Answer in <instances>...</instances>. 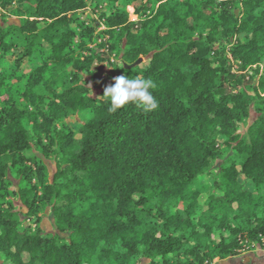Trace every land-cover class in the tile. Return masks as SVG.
<instances>
[{
    "label": "trees",
    "instance_id": "16d2710c",
    "mask_svg": "<svg viewBox=\"0 0 264 264\" xmlns=\"http://www.w3.org/2000/svg\"><path fill=\"white\" fill-rule=\"evenodd\" d=\"M112 1L0 0V264L264 248V0ZM125 73L156 111L108 110Z\"/></svg>",
    "mask_w": 264,
    "mask_h": 264
},
{
    "label": "clouds",
    "instance_id": "9594fccd",
    "mask_svg": "<svg viewBox=\"0 0 264 264\" xmlns=\"http://www.w3.org/2000/svg\"><path fill=\"white\" fill-rule=\"evenodd\" d=\"M156 87L155 81L151 78H141L139 75L129 78L125 73L114 78V83L105 88L102 98L108 99V110L111 112L135 104L145 113H150L159 107L153 94Z\"/></svg>",
    "mask_w": 264,
    "mask_h": 264
},
{
    "label": "rangeland",
    "instance_id": "374dc122",
    "mask_svg": "<svg viewBox=\"0 0 264 264\" xmlns=\"http://www.w3.org/2000/svg\"><path fill=\"white\" fill-rule=\"evenodd\" d=\"M110 6L125 9L129 13L130 19L132 21L137 20V16L134 14V9L130 6H127L123 2V0H113L112 2H110V4L107 5V7H110ZM95 20L97 21L99 28L102 27L100 26L101 22H100L98 14H96ZM103 29L104 28L102 27L101 29H99V31ZM8 60L12 61L11 58H8ZM116 69L120 71L122 68L120 65H118L116 66ZM90 115H91V112L88 110L83 113V116L86 118L90 117ZM68 124L74 129L78 127V122L75 119H70L68 121ZM219 165L220 163H217L215 167H218ZM49 166L51 167V164H49ZM240 182L246 183L247 181L243 178V179H240ZM251 189H252V186H251ZM205 200H206V196L204 195L201 198V203H204ZM53 225H54V216L52 215L51 211L48 209L46 210L44 214V220H43L41 227L44 231L50 232L53 230ZM215 264H264V248L256 246V245H250L247 243H243L239 251V254L237 256L228 258L223 261H218Z\"/></svg>",
    "mask_w": 264,
    "mask_h": 264
}]
</instances>
